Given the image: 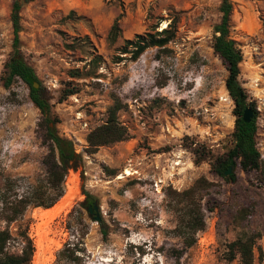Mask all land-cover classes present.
<instances>
[{"label": "rangeland", "instance_id": "obj_1", "mask_svg": "<svg viewBox=\"0 0 264 264\" xmlns=\"http://www.w3.org/2000/svg\"><path fill=\"white\" fill-rule=\"evenodd\" d=\"M14 1L0 0V188L11 179L23 195L46 176L48 144L28 87L19 79L5 86L6 65L14 54ZM221 3L32 0L21 10V55L51 98L60 136L73 141L83 157L82 167L69 172L65 196L55 207L69 198L71 206L47 219L43 213L55 207L27 213L35 246L32 264H62L58 255L74 240L73 233L78 238L86 233L79 246L83 264H239L225 261L223 253L246 232L261 234L255 264H264L260 172L238 168L232 184L212 171L215 159L227 151L236 123L226 90L228 72L212 47ZM233 4L231 35L244 54L239 81L259 111L257 148L264 163V2ZM177 14V36L166 50L150 48L137 61L122 54L126 40L161 31ZM116 20L121 32L110 44ZM72 88L76 94L62 101L64 91ZM117 103L129 138L89 154L87 136L107 121ZM195 150L199 156L204 151L207 160L196 165ZM201 177L215 186L197 195L206 229L189 246L176 232L184 205L176 204L173 192L190 189ZM84 192L100 206L109 231L106 240L100 223L85 209L67 228L68 215L85 200ZM245 207L250 214L236 223Z\"/></svg>", "mask_w": 264, "mask_h": 264}, {"label": "trees", "instance_id": "obj_2", "mask_svg": "<svg viewBox=\"0 0 264 264\" xmlns=\"http://www.w3.org/2000/svg\"><path fill=\"white\" fill-rule=\"evenodd\" d=\"M31 1L15 0L13 3L11 20L14 32V54L6 65L5 86L9 88L15 80H21L29 89L31 103L41 112L42 119L39 127L44 131V142L48 144V154L44 159L46 176L38 185L33 186L23 195L16 192V184L11 179H7L0 188V264H32L35 246L29 236L31 221L27 218L28 211L37 208L45 210L54 208L65 196V184L69 172L71 170L78 171L83 165V157L77 153L73 141L61 137L57 131L58 121L52 115L51 98L47 90L41 86L34 69L23 59L19 49L20 13ZM259 1L264 2V0ZM220 9L222 17L220 23L214 28L212 47L228 72L226 90L234 102L236 123L227 145V151L215 159L212 171L227 183L232 184L237 182L236 171L238 168L247 174L254 171L260 172V180L264 186V163L257 148L259 111L256 103L250 101L246 89L239 81L244 54L239 43L231 35L233 0H222ZM178 21L177 14L161 31L137 35L135 40H126L125 46L121 50L122 54H131V59L137 61L150 48L166 50V47L177 36ZM120 32L119 21L116 20L108 34L107 40L110 44L117 42ZM117 60L118 62L122 61V57H118ZM34 83H39L40 88L35 89ZM76 92L73 88L66 89L61 100L67 99ZM247 108L252 109L254 113V118L250 123H245L243 120ZM121 109L120 103L115 104L109 110L107 121L89 133L87 136L89 154H96L101 147L110 146L129 138L128 129L122 125L118 118ZM194 155L196 165L207 160L204 151L199 156L198 150H195ZM228 169H232V173L225 175ZM214 186V183L207 178L201 177L190 189L180 193L173 192L177 197L176 204L184 205V213L180 217L176 232L189 243V246L195 243L196 234L206 229L202 199L197 200V195L209 192ZM84 195L85 200L79 204V208H74L69 213L67 228H72L71 220L76 214L81 215L82 210H88L92 202L96 203V199L89 192H84ZM249 214V207L241 209L236 217V223L243 222ZM100 225L103 238L106 240L109 236L108 227L102 222ZM72 231L74 232V230ZM85 236L86 233H83L78 238L73 233L74 240H70L66 247L60 251L58 262L83 264L84 250L79 246L84 244ZM260 237V233H244L226 245L223 259L228 263L237 260L239 264H255L257 242Z\"/></svg>", "mask_w": 264, "mask_h": 264}, {"label": "water", "instance_id": "obj_3", "mask_svg": "<svg viewBox=\"0 0 264 264\" xmlns=\"http://www.w3.org/2000/svg\"><path fill=\"white\" fill-rule=\"evenodd\" d=\"M34 88L38 89L39 88V84L38 83H34ZM254 118V113L252 111V109L247 108L244 112V116H243V120L245 123H250ZM232 173V169H228L225 173V175H230ZM87 212L89 213V215L91 217H93L94 221H96L97 223H101L103 221L101 212H100V206L96 203L93 207H90ZM95 212V216H93V213Z\"/></svg>", "mask_w": 264, "mask_h": 264}, {"label": "bare ground", "instance_id": "obj_4", "mask_svg": "<svg viewBox=\"0 0 264 264\" xmlns=\"http://www.w3.org/2000/svg\"><path fill=\"white\" fill-rule=\"evenodd\" d=\"M127 175L131 176L132 173L131 172H126ZM71 206V198H69L68 200H66L62 205L55 207L52 210H46L43 215L42 218H52L55 214L59 213L60 211H62L65 208H68Z\"/></svg>", "mask_w": 264, "mask_h": 264}, {"label": "flooded vegetation", "instance_id": "obj_5", "mask_svg": "<svg viewBox=\"0 0 264 264\" xmlns=\"http://www.w3.org/2000/svg\"><path fill=\"white\" fill-rule=\"evenodd\" d=\"M96 203H97V202H96ZM96 203L92 202L91 205H90V207H93ZM90 207H89V208H90ZM89 208H88V209H89ZM93 216H95V212L93 213Z\"/></svg>", "mask_w": 264, "mask_h": 264}, {"label": "built area", "instance_id": "obj_6", "mask_svg": "<svg viewBox=\"0 0 264 264\" xmlns=\"http://www.w3.org/2000/svg\"><path fill=\"white\" fill-rule=\"evenodd\" d=\"M159 184H162V181H159V183H157V187L159 186Z\"/></svg>", "mask_w": 264, "mask_h": 264}]
</instances>
